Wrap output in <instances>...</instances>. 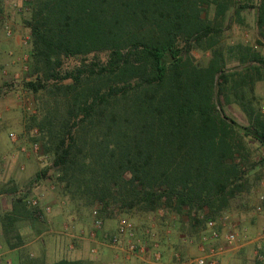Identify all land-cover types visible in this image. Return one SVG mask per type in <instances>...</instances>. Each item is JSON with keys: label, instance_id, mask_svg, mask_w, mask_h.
Here are the masks:
<instances>
[{"label": "trees", "instance_id": "1", "mask_svg": "<svg viewBox=\"0 0 264 264\" xmlns=\"http://www.w3.org/2000/svg\"><path fill=\"white\" fill-rule=\"evenodd\" d=\"M213 1L219 6L216 20L226 7ZM207 4L209 0L29 1L23 22L30 32L34 77L24 85L44 95L39 118L43 148L58 169V185L73 199L97 203L106 214H179L208 207V217H216L222 210L213 207L243 187L239 156L244 143L236 129L264 146L259 139L264 138V115L241 90V85L253 84L250 68L239 73V88L234 85L249 119L241 125L217 109L222 96L227 97L224 86L232 74L219 49L213 48L205 67L192 63L196 44L217 43ZM256 15L264 41V0L258 1ZM102 51L108 52L104 63L82 60L62 69L64 58ZM241 62L261 60L248 50ZM17 202L12 216L18 213ZM50 264L73 263L60 259Z\"/></svg>", "mask_w": 264, "mask_h": 264}, {"label": "rangeland", "instance_id": "2", "mask_svg": "<svg viewBox=\"0 0 264 264\" xmlns=\"http://www.w3.org/2000/svg\"><path fill=\"white\" fill-rule=\"evenodd\" d=\"M217 1L226 7L224 15L214 19L219 6L213 0H209L206 9L207 16L214 20L218 29L217 43L212 47H206L204 42L196 44L190 57L194 65L205 67L213 57V48L219 49L226 71L232 74L224 86L227 97L222 96L217 109L239 124L248 125L249 119L237 100L239 92L234 85L239 88V73L243 75L250 68L253 84L241 85V90L251 98L252 106L264 115V41L256 25L259 0ZM27 14L28 11H6L13 28L11 37H7L0 26V264H50L60 259L73 264H122L138 258H141L139 264H179L203 255L209 247L221 245V242L202 244L199 239L209 215L206 213L211 211L208 207L193 213L184 209L179 214L163 210L149 213L113 210L106 214L97 203H80L58 185L59 172L53 166L52 156L48 154L46 160H40L41 153L46 154L39 129L40 113L45 108L44 95L41 92L33 94L24 85L34 77L30 68V38L25 44L22 41L25 35L30 37L23 22ZM183 44L184 41L179 40L177 46ZM248 50L258 53L261 62L243 64L241 58ZM107 56L108 52L102 51L64 58L62 69H71L82 60L104 63ZM69 81L63 80L64 83ZM236 130L244 143L239 156L244 162V185L213 209L221 208L242 232L241 240L225 247L229 255L237 256V260L227 261L224 251L220 264H264V240L259 247L256 243L242 245L254 236L248 229V222L260 217L253 211V205L258 194H264V146ZM34 142L38 144L37 152L32 149ZM25 197L38 198L39 206L32 207ZM16 200L20 201L17 202L19 209L12 216L9 213ZM22 203L27 210L21 207ZM44 206H49L50 212L41 215L40 207ZM96 218L101 220L100 228L94 225ZM121 218H128L135 225L138 245L132 254L116 249L109 242ZM262 225L264 222H259L256 229Z\"/></svg>", "mask_w": 264, "mask_h": 264}, {"label": "built area", "instance_id": "3", "mask_svg": "<svg viewBox=\"0 0 264 264\" xmlns=\"http://www.w3.org/2000/svg\"><path fill=\"white\" fill-rule=\"evenodd\" d=\"M29 1L30 0H0V26L7 37H11L13 35V28L8 20V17L5 15L6 11H8V9H12L17 13L28 11ZM29 38L30 37L28 35H25L22 39L23 43H27ZM10 136L13 138V133H10ZM32 149L34 152L38 151L37 142L32 144ZM46 159L47 155L41 153L40 160L43 161ZM25 200L31 206H39L38 198L28 197L26 199L25 197ZM40 210L41 215L47 214L50 212V207H40ZM253 211L257 214L264 213L263 193L258 194L257 201L253 205ZM101 224L100 219L96 218L94 220L95 227L100 228ZM241 232L242 231H238L236 223L232 221L228 214L222 212L216 217H208L204 221V228L200 233L199 239L202 244L212 242L215 243L219 240L221 241V245L217 247H209L203 255L201 254L188 261H182L179 264H220V255L224 252L225 247L235 245L239 240H241ZM255 240L259 241L257 243V247H259L260 241L264 240V225L260 228L257 234V239ZM109 242L116 249L125 251L129 254L134 253L138 244L135 240V225L133 221L128 218H121L117 223L114 233L109 237ZM155 256L156 259L159 258L158 254H155ZM258 257L261 258L260 256Z\"/></svg>", "mask_w": 264, "mask_h": 264}, {"label": "crops", "instance_id": "4", "mask_svg": "<svg viewBox=\"0 0 264 264\" xmlns=\"http://www.w3.org/2000/svg\"><path fill=\"white\" fill-rule=\"evenodd\" d=\"M255 214H257V213H255ZM257 215H260V217L257 218V220L253 219V221H251V222L249 221L248 222V229L252 233V235H254V236L250 240H248L246 242H242L243 243L242 245H244L245 243L246 244L247 243H256L257 244L259 242V241H256L255 239H257V234H258V232H259L261 227L259 228V230H257L256 228H257V224H259V222H264V213H260V214H257ZM217 242L220 243L221 241L218 240ZM217 242H215V243H217ZM239 246H241V245H239ZM224 251H226V260L227 261L230 258H231L232 263L237 260V258H236L237 256L236 257H232L233 255H231V254L229 255L227 253V251H229V250H224ZM140 260H141V258L140 259L139 258L135 259L134 261L132 259L131 261H123L122 264H139ZM236 264H238V263L236 262Z\"/></svg>", "mask_w": 264, "mask_h": 264}, {"label": "water", "instance_id": "5", "mask_svg": "<svg viewBox=\"0 0 264 264\" xmlns=\"http://www.w3.org/2000/svg\"><path fill=\"white\" fill-rule=\"evenodd\" d=\"M260 139V141L264 144V138H259Z\"/></svg>", "mask_w": 264, "mask_h": 264}]
</instances>
